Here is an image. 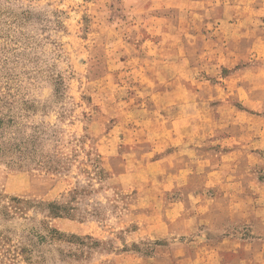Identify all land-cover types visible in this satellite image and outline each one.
Listing matches in <instances>:
<instances>
[{"label": "rangeland", "instance_id": "rangeland-1", "mask_svg": "<svg viewBox=\"0 0 264 264\" xmlns=\"http://www.w3.org/2000/svg\"><path fill=\"white\" fill-rule=\"evenodd\" d=\"M0 98L46 163L0 160V264L262 255L264 0H0Z\"/></svg>", "mask_w": 264, "mask_h": 264}, {"label": "trees", "instance_id": "trees-1", "mask_svg": "<svg viewBox=\"0 0 264 264\" xmlns=\"http://www.w3.org/2000/svg\"><path fill=\"white\" fill-rule=\"evenodd\" d=\"M10 88V86H8ZM8 88V89H9ZM18 102L13 100L9 101L7 98H0V160H3L4 157H10L11 158V167L19 168V169H46L45 162L38 160L37 157L39 156V148H33V144H15V142H11V140H15V138L11 137L8 139V136H6V133H10L11 130H13L16 127V121L15 117L11 113L13 110H16ZM22 105H24L22 103ZM14 135V134H13ZM19 142L18 139L15 140ZM8 142V143H7ZM4 144H15L11 146H6ZM19 157V161L15 162V156ZM15 203L19 204L21 207L17 208V211H25L26 208H30L31 205H33V202H27L23 201L19 198H15ZM26 206V208L24 207ZM37 205H41L45 207V210L47 212V218L52 220H61V219H68L74 221L76 219V212L73 211L72 208H68V206L62 202H50V203H37ZM48 231L50 234L58 235L59 237H62L63 234H61L57 229L55 228H48ZM75 238V236H74ZM44 239V238H42ZM91 239V238H89ZM92 240V239H91ZM99 243V242H94Z\"/></svg>", "mask_w": 264, "mask_h": 264}, {"label": "crops", "instance_id": "crops-1", "mask_svg": "<svg viewBox=\"0 0 264 264\" xmlns=\"http://www.w3.org/2000/svg\"><path fill=\"white\" fill-rule=\"evenodd\" d=\"M230 242L236 244V249L230 253L232 256L235 257L234 259L237 260V263L230 261L231 258L226 260L225 257H223L226 254H221V246L227 245ZM235 242L236 243L230 240H223L222 242L218 243L215 248H211V251L209 252L211 253L210 255L208 254V252H206L194 254V256L188 257L189 264H264V251L259 252L262 253V255L256 254L255 251L251 253H246V246H249L250 244H247L243 241ZM207 256L208 258L206 259L205 257ZM257 256L262 257L261 262L257 260ZM153 264H157V262H154Z\"/></svg>", "mask_w": 264, "mask_h": 264}]
</instances>
